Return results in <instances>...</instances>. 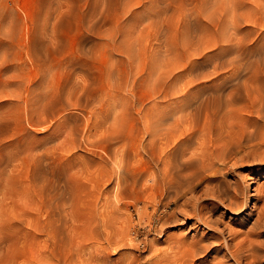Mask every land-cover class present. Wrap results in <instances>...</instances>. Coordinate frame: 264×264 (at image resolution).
Returning a JSON list of instances; mask_svg holds the SVG:
<instances>
[{"label":"rangeland","instance_id":"374dc122","mask_svg":"<svg viewBox=\"0 0 264 264\" xmlns=\"http://www.w3.org/2000/svg\"><path fill=\"white\" fill-rule=\"evenodd\" d=\"M208 1L211 2V4L208 3ZM212 1L0 0V56L4 55L3 53H5L6 57L9 56L8 58L11 59V61H8L9 63L6 64V69H3L0 76V87L4 88V90L0 88V93H2L0 98V113L6 114L9 110H11L12 107L15 106V98L14 100H11L13 98H8L5 94L6 92L14 91L23 94L25 81L28 78H32L33 75L36 76L37 72L41 71V73H38L36 77L34 76L36 79H33L34 83L37 82L38 79H42L41 81H44L45 78H47V81H51L53 78H57V76L59 77L61 75V70L64 72L63 68L65 66L62 67V65L69 61V59H71L70 62L81 59L80 61L83 63L80 61L74 62L76 63L75 66L78 65V63H81V67L85 66L84 68H86L88 66V68L86 70L84 68L79 69L80 65H78V67L76 66V70L78 71V69H83L87 76L84 71H78L77 74L75 67L73 71H71L73 72L72 74H74L71 77V81H74L73 83H77L79 81L77 78L81 76L82 77L79 78V83L84 81L85 76L91 80L92 93H95L94 105L97 104L96 106L99 108L93 106V104L91 105L99 110H96L95 108L96 116L94 113V122H91L93 121V116L91 117L88 113H86L92 108L91 105V108L88 107L90 108L87 109L88 111L86 110L84 113L82 112L83 117L79 115L80 112L77 110H71L72 114H77L76 116H80L77 118L82 117L81 120L79 119L80 122L82 120L84 121L85 119V122H81L82 125H84L82 132H84L83 130L85 128V131H87V133L89 132L87 136L92 137L91 140H97V138H99L98 136L105 134V132L107 134L108 131H106V129H109L111 117L116 118L117 121L115 125L116 128L118 127L117 129L119 130V134L122 138L119 137L120 140L118 139V141H116L115 149L120 153H123L122 151L125 153L129 152L128 154H130L131 151V155H128V157L131 156L129 159H134H131V161L127 158V161H123L122 158L117 157L118 159H116V164H112V166L110 164L111 167H114L115 171L117 170V172H115L116 179H114V177L113 180L112 178H110V180H106V178L102 180L100 183L101 187H99L100 189L98 192L100 193L101 191L102 194H104L102 195L104 197L100 196L101 193L99 194L97 192V194L100 196L98 199L99 204H97L94 203L97 201L93 200L96 198H93L91 195V197L86 196V199L84 197L85 194L81 193V191H85L87 195V190H85L86 188H83L86 184L87 185L85 187H92V184L88 183L86 180H93L95 177H99V173H101L100 177H102L105 175L107 170H110V166L106 164L108 167L107 168L105 167V164L104 166L101 164L102 166L100 165L98 167L96 166V162L93 163V165L89 161V158L85 159V156L92 158V156L89 155V153L87 154L86 151L89 148L87 145L85 146L84 144H79L81 142L75 143V140L77 139L75 135H72L69 132L67 133V130L65 131L63 128H57L55 120L54 122L50 121V123L49 121L41 120L39 123L32 124L35 126H30L28 122L23 120L18 130L20 131L21 127L24 129L25 133L23 135L26 137L22 141H17L16 139L10 138L9 129L6 127L1 128L0 239H4L10 245H16L17 242L21 241V239L28 240L38 235L37 230L34 228H32L33 230H30L28 227L19 228L16 226V223L19 222V219L23 214H26L30 220L38 222L51 218V214L49 216L47 211L40 212L41 204L39 200L41 199L34 193V189L37 186L45 185L47 183L53 185L56 190L57 195L55 196L54 204L59 205L60 210L61 207L66 209L71 217L68 224L71 232L70 234H72L74 238H79L82 240L81 244L83 246L81 245V247H83L84 250L80 248L82 252H80L81 250L79 252L80 255L83 254V251L85 254L82 256L78 255L82 260L75 259L80 264H86L84 263L85 261L83 258L86 260L87 264H89L87 261L88 257L91 259H89L91 264H151L159 261L158 258L162 254H165L166 251L168 252V242L170 244L175 239L183 237L189 238L196 233L206 234V231L202 232L203 227L199 225L197 219L194 216L200 209H211V202L209 201L194 203L196 202V198L200 196V193H202L201 188L196 192L194 196L195 200L193 197L191 202L188 201V199H190L189 197L188 199L182 198L180 200L182 202L189 203L187 208L188 212L185 214H183L180 209L178 210L175 208L179 206H176L175 204H170L169 206L170 199L168 197L165 196L166 198H163V179L161 178V176L163 177V145L161 144L163 143V108L167 107L172 109L183 103L181 102L182 97L180 96L181 90H179V87L182 89V81H178L181 86L176 85L178 83H174L172 81L167 83L166 81L171 77L169 76V78H167V76L166 80L163 78V74L168 75L166 72L168 71L170 73V71L174 70L173 68H175V72L172 71L171 76L172 74L175 75L176 73H183V79H185V77H189V75L192 74L195 76H211L210 73L212 72V62L210 59V54L205 55V53H209L210 50L205 49L203 51L204 54H202L205 55V58L203 59L202 56H193V54L188 55V58H186L184 55L193 53L194 51L192 50L195 48H200V44H204L202 45L204 49L208 44L211 43L212 40H210V38L211 36L213 37L214 32L212 31V28L211 31L209 28H203L205 24H202L206 21V17L213 16L214 9L215 11L219 10L216 8H218L220 5V1L223 3V0H216L218 3H216V1L215 3L219 4L216 7V4L212 3ZM226 1L227 0H225V3H223L225 5H222L221 3L223 8L220 5V9L222 8V10H224L226 8ZM205 5H208L209 10H207L208 8ZM211 5L212 7H210ZM201 8L204 10L206 8L205 12L202 10L204 13H200L199 10H201ZM211 8L213 9L211 10ZM194 9L195 11L198 9L199 13H196L200 14L199 17L195 11H192ZM219 12H221V10L215 12L213 17L219 19V17L222 15V13H220L221 15L216 14ZM222 12L225 13V10ZM207 13L209 14L208 16ZM224 13L222 18L226 16ZM202 14L205 15L202 16ZM222 18L219 19L220 22L222 21L219 23V29L221 30L220 33L225 28V26L221 28L222 23L224 25V22H226L223 20H227V17L224 19ZM200 22L203 28V34L200 31L202 29L200 27L201 25H199ZM204 27H206V25ZM204 29H209L210 33L207 31L209 35H207V33L204 35L206 32ZM202 35H207L209 37L206 36L207 38H203ZM186 37L189 39V41H191V43L189 41L187 42L188 44L184 43V40L187 41ZM200 38L201 41H199V43L198 40H200ZM193 41L194 44H197V46L193 44ZM204 41L209 43L207 44ZM179 44L181 48H178V50L176 48L179 46ZM185 44L188 45V47H192V49L186 47L187 50L191 52L187 53ZM32 49L34 53L32 52ZM35 49L38 50L37 53L35 52ZM182 49H185L184 53L187 54H184ZM44 50H47V52ZM41 52H44L45 54H43L46 56L42 55V57ZM177 53H179L180 56H177ZM172 54H174V56H172ZM182 54L183 56H181ZM47 56L48 58H45ZM173 57L175 58V61ZM177 57H180V61H178ZM183 57L185 59H181ZM36 58H41L40 61L43 59L45 60L44 63V60L42 61V65H45V67L48 68L47 70H49V68L50 70L52 68H59L60 70V67H62V69L60 71L57 69L56 71L55 69H52L49 72L52 74L51 79V75L48 74V71L46 68H44V66L40 65V61H37ZM49 58L51 62L54 63L53 65L49 63ZM53 59L55 62L58 60V62L55 63ZM186 60L187 62H193V65L195 64V67L192 66V69H190L191 73H184L183 68L177 69L179 63H176L178 66L175 64L176 66L169 71L172 61L174 63L183 62L180 65H185ZM84 62L86 63L85 65ZM48 63L50 64V67H47ZM37 64L38 66H36ZM55 64H58L57 66L59 67H55ZM39 65L44 68L43 71H47H44L45 74L42 72V70H40L42 68H38L40 67ZM19 66L20 68H18ZM172 66H174V64ZM53 71H55L57 74L53 73ZM42 73L44 76L47 73L50 77L49 79L51 80L48 79V76L44 77ZM81 73L85 76L81 75ZM220 73L222 74L224 71L222 72L221 70ZM53 75L55 76L53 77ZM21 76L23 79L25 78L23 83L24 86L23 84L19 83ZM75 78L78 80L77 82ZM87 78H85V82L87 81ZM57 79L55 82H57ZM4 82L6 85H4ZM85 82H82L83 85H86ZM170 83H174L175 86L173 84L171 85ZM171 86L174 88L178 86L176 89L179 90V92L176 89L175 90L179 95L174 93L176 92L174 91V88H172V91H174L173 94L171 93L170 89L168 88ZM206 86H209V83L206 84ZM164 90H167V92L170 91V95L168 92V98H163L162 92L165 93ZM157 91L159 92L158 94ZM36 93H39V90L36 91ZM172 100L174 102H172ZM172 105H174V107ZM88 116H90L89 121H87L88 119L86 120ZM107 118L110 120L109 122ZM87 122H90L89 126H91L88 127V129L86 127L88 126ZM81 123H76L79 124L77 126V130L79 129L80 132L82 128V125H80ZM95 123H98L99 128L102 125L103 130L96 127L97 125ZM107 123L110 124L108 125ZM94 125H96V131L99 129L98 131L101 130L103 132L100 131L101 134H96L98 131L95 133V129L93 128ZM80 132L78 131V133ZM95 135L98 136L95 137ZM71 137L74 138V142L72 141V144L70 142L72 139ZM123 138L125 140H123ZM89 140L90 139H86L87 143ZM147 142H149L148 145L150 147L146 144ZM150 143L152 145H150ZM76 144H79V148L81 146L82 147L78 149ZM85 147L86 149H84ZM147 147H149V150L146 149ZM144 148L147 150H145L146 152L143 150ZM132 150L135 153H133ZM90 152L95 154L98 153L97 155H102L105 157L102 152L96 150L95 148L90 149ZM132 153L135 154L134 157L132 156ZM35 157H42L41 160L43 161H35ZM119 159H121V161ZM85 161L89 162L90 165H85ZM128 161H130V163L127 166ZM60 164L62 165L59 166ZM126 166L127 168H133V172L135 169L137 170L135 173H133V178L136 179L131 178L132 174L129 172L124 173L125 171L119 169L126 168ZM134 167L136 168L134 169ZM99 171L105 172L103 173ZM243 173H245V171ZM91 175H93V179ZM84 177H88L89 179ZM234 177L235 174L228 173L226 179L233 180ZM124 178H126V184H123ZM116 180L120 181L123 186L120 187L121 184L118 183V181L116 182ZM81 181H83V184L85 185L82 186ZM127 183H129V188ZM114 185L116 186L117 190L115 189ZM251 185L253 186L250 187V193L253 194L252 190L254 189L255 184ZM258 185L260 190L264 189V176L259 179ZM126 186L130 190H128ZM78 187L80 190L78 189V192L74 191V194L72 193L73 197H70L69 192L64 190L71 188L73 192V189L77 190ZM118 188H121L122 190L125 189V191L129 192L127 193L123 191L125 193L124 194L122 192L124 196L122 194H117ZM112 189H115V192H112ZM134 189H136V191ZM137 189L142 191L139 192ZM143 189H145L147 192H144L143 195H145H141L140 197V193L143 192ZM23 190H26L25 193H23ZM119 193H121V190ZM136 193L137 195L139 194V197L135 196ZM113 195H118L119 198L116 196V200V197ZM111 196H113L112 199ZM23 197L25 198L21 199ZM100 199L103 200V203L100 202L102 201ZM110 199L113 202L109 201ZM105 201H107V206L104 203ZM108 201L112 203L109 204ZM180 201L177 204L180 205L182 203ZM254 203L255 200L251 199L247 203V207L244 208L240 213L230 214L224 212L220 218L218 217V224L230 230V235L232 234L231 238L228 235H226V238L228 241L232 240L233 244H237L238 242L240 243V241L242 242L245 240V238H247L248 233L246 234L245 232L248 231V223H250V221H252L255 216V209H251ZM256 203L257 206L260 205V202L257 201ZM23 204H25V206ZM163 204L168 205L163 208ZM103 206L106 209L103 210ZM195 208L197 212H195ZM114 210H116V212ZM221 212H223V210H218L213 216L215 217L216 214L220 215ZM99 215L101 217H99ZM163 223H165L164 228ZM85 226L87 228H85ZM91 234H93V237H91ZM26 235L27 237H25ZM88 237L93 239L89 241ZM38 238L41 239L40 236ZM169 255H171V253H169ZM221 259L222 258H220V256L217 257L216 255L211 254L202 257L196 261L195 264H233L230 257H227L226 260ZM76 261L75 263L78 264ZM81 261L83 262L81 263ZM261 261V264H264V259Z\"/></svg>","mask_w":264,"mask_h":264},{"label":"bare ground","instance_id":"6f19581e","mask_svg":"<svg viewBox=\"0 0 264 264\" xmlns=\"http://www.w3.org/2000/svg\"><path fill=\"white\" fill-rule=\"evenodd\" d=\"M215 1L216 0H213L212 3H215ZM220 2L222 3V1ZM204 3L207 4L206 2ZM208 3L211 4V2L209 1ZM216 3L218 2L216 1ZM223 3H225V0H223ZM223 3L222 5H225ZM218 5L219 4H216L215 7ZM220 5L216 9L221 10V12L216 13V14L222 13L223 15L224 12L222 11L225 10L224 15H226L225 17H227V20H223L226 22H224V25L222 23V26H221V28L225 26V28L223 29L224 32L222 31L220 33L221 30L219 29L220 28L219 23L222 22V21L220 22L219 19L222 18V15L220 14L221 16L220 17L218 16L219 19L213 17L215 12H218L219 10L215 11L214 9L213 10L214 14L211 13L213 14V16H208L209 12L207 11L208 17H206V21L204 23L202 21L203 23L202 25L205 24L206 27H204L205 26L204 25L203 28H209L210 31L212 28L214 35L213 37L211 36V38L213 39L210 38V40H212L211 43L208 44L209 42L207 43L206 41H204L208 44L207 45L205 43L207 47L205 46L206 48L203 49L202 45L204 44H200L201 47L199 45L198 46L201 48V50L200 48L198 49L195 48L194 50H192L194 52L191 54L188 53L191 51L187 50V48L192 49V47H188V45L185 44V48L187 47L186 50L188 54L184 53L185 49H182L183 53L187 54V55H184L186 58H188V55L193 54V56H196V55L200 57L202 56V59H203L205 58L206 54H210V59L212 62L211 63L212 72L210 73L211 76L210 77L208 75L195 76L192 74V75H189V77H185V79H183L184 78L183 73H176L175 75L172 74L171 76L172 71L175 70V68L173 67H175L178 63H179V66L177 65L178 66L177 69L183 68L184 73H188V72L191 73L190 69H192L191 67L194 66L195 64L193 65V62L191 61L187 62V60H186L185 65H180L184 62L183 60H181L183 62H175V63L172 61V65L174 64V66L171 65L170 69L167 66V68L169 69V71L172 70V68L174 70L170 71V73L167 71L166 74L168 73V75L163 74V78L166 80L167 78H169V76L171 77L170 79L166 81L167 83L171 81L174 83H178V81H182L183 83V84L181 83L182 89H180L181 87H179V90L182 91V93L180 91V94H181L180 96L182 97L181 102L183 103L181 105L179 104V106L172 108V109L167 108V107L163 108V136H162L163 143L161 144L163 145V163H162L163 172L161 171L163 174V177L161 176V178L163 179V185H162L163 193H164L163 198L168 197L170 199L169 206L170 204H175L176 206H179L175 208H177L178 210L180 209L181 212L185 214L188 212L187 208H188L189 203L182 202L180 200L182 198L188 199V197L190 198L188 199L189 202H191L193 198L195 200L194 196L196 192L198 191V189L201 188L202 193H200V196L196 198V202L194 203H197V202L201 203L202 201L203 202L209 201L211 202L210 203L211 209L209 210L207 208L200 209L198 210V213L195 214L194 216L197 219L199 225L203 227L202 232L206 231V234L196 233V234H193L189 238L183 237V238L175 239L170 244L168 242V248H167L168 252L166 251L165 254H162L158 258L159 261H156L151 264H195V262L201 259L202 257L211 255V254H214L217 257L220 256V258H222L223 260H226L227 257H230L233 264H261L262 263L261 260L264 259V189L260 190L259 185H258L259 179L264 176V0H227L226 8L224 10H222L223 8L222 5H221L222 8L221 9L219 8ZM205 6H207L208 8V5H205ZM210 7H212V5ZM213 8H211V10ZM202 10L204 9L201 8V10H199L200 13L202 12ZM207 10H209V8ZM192 11H195V9ZM196 12H198V9L195 11V13ZM198 13L196 14L199 17L200 14ZM203 15L205 14H202V16ZM199 25H201V22ZM202 25L200 26L201 28H202ZM203 28L200 30L202 34H203L202 32ZM209 29L207 30L204 29V31H206L204 35L206 33L207 35H209L208 34ZM204 35H202L203 38L209 37L207 35H206L207 37ZM195 38H198V37H195ZM184 41H185L184 43H187L189 39H187V41L186 40ZM199 41H201V38L200 40H198V42ZM189 42L191 43V41ZM193 44H194V41H193ZM194 45L197 46L196 43ZM179 46L176 49L178 48L180 49L181 46L180 47ZM33 49H32V52H33ZM205 49L206 50L208 49L210 51L209 53H205V55H203L204 54L203 51ZM37 51L38 50L35 49L36 53ZM45 52H47V50ZM43 53L44 52H41V56L45 54ZM3 54L5 56L2 54L1 55L3 57L0 56L1 57L0 58V76H1V72L3 71V69L4 68L6 69V66H7L6 64H8L11 61V59L8 58L9 57L8 55H7L8 57H6V54L5 53ZM176 55L178 56L179 53H177ZM172 56H174V54H172ZM181 56H183V54ZM45 58H48V56ZM36 59L37 61L38 60L40 61L41 58L39 59L36 58ZM181 59H185V58L183 57ZM70 60L71 59H69V61L66 60L67 62L64 61L66 62L65 64L62 63L63 60L62 62H60L63 64L62 67L64 66L65 67L63 68L64 72L63 70H61L62 67H60V70L62 71L61 72L62 76L58 74L61 76V77L59 76L61 79L57 76L59 80L57 78L52 79V74L49 73L52 69L54 70L55 68H52L51 70L49 68V70H47L48 68H46L45 65H42L45 62V60L43 61V63L42 61H40L41 64L40 63L39 64L44 66V68H46V70L48 71V74L51 75V79L53 81L49 79L50 77L47 73L44 76L45 72L47 71L44 70L45 71L44 72L43 71L44 68H42L40 65H39L40 67L38 68L39 69L42 68L40 70H42V72L44 73V74L42 73L43 76L44 77L48 76V79L51 81H47V78H45L44 81H41L42 79L41 80L38 79V81L34 83L33 79H35V77L38 75V73H41V71L37 72L36 76L33 75L32 78L30 79L28 78L26 81L24 80L25 78L23 79L21 76L20 77L21 80L20 82L18 80V82L20 84H23L25 81L24 83L25 86L23 84L24 92L23 94L22 93L20 94V92H14V91L5 93L8 98L9 97L13 98L11 100H14L15 98L16 102L14 101L15 106L12 107L11 110H9L6 114L0 113V129L4 127L8 128L10 138L16 139L17 141H22L26 137L23 135L25 133L24 129L21 127L20 131L18 130L23 120L25 122H28L30 126L32 124L39 123L41 120L49 121V123L50 121L54 122L55 120L57 128L59 127L63 128L65 129V131L67 130L66 131L67 133L69 132L72 135H75V137H77L76 139L77 141L75 140V143L81 142L79 144L81 145L84 144L85 146L86 145L88 146L89 149L87 148L88 150L86 151H87V154L89 153V155L92 156V158L85 156V159L89 158V161L92 164L96 162L97 163L96 166L98 167L101 164L103 166L104 164L105 165L108 164L109 166L111 164L112 166V164L114 165L116 164V159H118L117 157L122 158L123 161L124 160L127 161V158L129 159L131 157V156L128 157V155H131V151H130V154H128L129 152L125 153L124 151L121 150L123 153H120L116 151L115 149L116 141H118V139L120 140L119 137H121V135L119 134V130L117 129L118 127L116 128V125H115L117 121L116 118L111 117V122H110L111 124L109 123L110 124L109 129H106V131H108L107 134L105 132L106 136L103 133H102L103 135H99L101 130L100 131L98 130L102 129V125L99 128L98 123H95L97 126L94 125L93 128L94 129L96 127L99 128L97 129L98 132L95 129V133L97 132L96 134L99 135V136L95 135V137L96 136L99 137L97 138V140H91L92 137L87 136L89 132L87 133V131H85V128L83 130L84 132H82L84 125H82L81 122H85L84 118H83L84 121L83 120L81 122L79 121V119L81 120V118L83 117L82 112L84 113L87 109H90L92 107L93 109L91 108L89 111L87 110L88 112L86 113H88L91 117L95 113V116H96V110H99L97 109L99 107L96 106L97 104L94 105L95 93H92L91 80L86 77L87 74L83 69L79 70L85 67V66L81 67L80 65L81 63H83L80 61L81 59L77 60L78 62L79 61L81 62L80 64L78 63V65H80L79 66L80 68L78 69V71H81V72L84 71V73L86 74L85 76L84 74L81 73V75H84L85 78H87L86 82L84 78V81H81V83L85 82L86 85H83V83L82 84L79 83L80 81L79 78H81L82 76L77 78L79 81L75 78L76 82L78 81L77 83H73L74 81L73 82L71 81V77L72 75H74L72 74L73 72L71 71H73V69L76 66L78 67V65L75 66L76 63H74L77 61L70 62ZM174 61H175V58H174ZM178 61H180V57L178 58ZM56 62H58V60ZM49 63H51V65L54 64L51 62V60ZM49 63L47 67H50ZM85 64L86 63L84 62V65ZM57 65L58 64H55V67ZM36 66H38V64ZM77 67L75 68V70L77 69ZM18 68H20V66ZM87 68L88 66L84 69L86 70ZM57 70L60 71L59 68ZM221 70L222 72L224 71V73L221 74L220 73ZM55 71H53V73L57 74ZM78 71L76 70V73ZM54 76L55 75H53V77ZM56 79H57V82H55ZM164 83H163V86H164ZM174 83H170V84L174 85ZM208 83H209V86H206V84ZM4 85H6L5 82H4ZM176 85H180V84L178 83ZM168 88L173 94V92L177 90L176 88H178V86H176V88H174L173 86L168 87ZM172 88H174V91H172L173 90ZM1 89L4 90L3 87ZM38 90H39V93H36V91ZM167 90L166 91L164 90L165 93L162 92L163 98H166V97L168 98V92L170 95V91L167 92ZM179 90L177 91L179 92ZM177 91L174 93L179 95ZM158 93L159 92L157 91V94ZM1 95L2 93H0V98H1ZM173 100L172 102H174ZM91 104H93V106H96L97 108L93 107ZM172 106L174 107V105ZM71 110L79 111L80 112L79 115L82 117L77 118L80 116H76L77 114L73 115ZM90 116L86 118V120L88 119L87 121H89ZM94 118L95 117L93 116V121L91 120L90 121L94 122ZM109 119H108V122L110 121ZM106 120H105V123H106ZM78 122L81 123L80 125H82V128L80 127L81 132L79 129L77 130V126L79 124H76V123ZM89 123L87 122V125H88L86 126L87 129L88 127H91L89 126ZM32 126H35V125H32ZM78 131L81 134L78 133ZM73 139L74 138L70 140L71 144H72ZM86 139H90L88 143ZM123 140L125 139L123 138ZM146 144L148 145L149 142H147ZM150 145L152 144L150 143ZM149 147H147L146 149H148ZM80 148L78 146V149ZM93 148L102 152L105 155V157H103L102 155H97L98 153L95 154V153L90 152V149H93ZM84 149H86V147ZM146 149L144 148L143 150L145 151ZM133 153L135 152L133 151ZM133 153H132V156L134 157L135 154ZM93 157L96 159H94ZM41 158L42 157H35L34 160L41 162L43 161L41 160ZM119 160L121 161V159ZM85 162H86L84 163L85 165L89 164V162L87 161ZM129 163L130 161L127 162V166ZM61 165L62 164H60L59 166ZM111 166L109 168L110 170L109 171L107 170L105 175H103L102 177H100L101 173H99V177H95L94 179L92 177L93 175H91L93 180L89 179L88 177L87 178L89 180H86L87 178L84 177L86 178L85 180L88 183L92 184V187L91 186H90L91 188L85 187L87 185L85 180L84 182L86 185L83 184L84 183L83 181H81L82 186L85 185L83 189L86 188L85 190H87L86 191L87 195H86L85 191L81 188L84 191V192L81 191V193L85 194V196L83 194L81 195H83L85 198L86 196L91 197L92 195L93 198H96L93 200L97 201L94 203L99 204L98 202L99 197L104 195L102 194L101 191H100L101 194L98 192V190L100 189L99 187H101L100 183L105 178L106 180H110V178H112L113 180V178L115 177V172H117V170L115 171L114 167H111ZM105 167H107V165ZM126 168H119V169H121L122 171H125L124 173L129 172L130 174H132L131 178H133L134 177L133 173L137 171L135 169L136 167H134L135 169L134 172H133V168L129 167L130 169L127 168L128 170ZM244 171L245 173H243ZM99 172H103V171H99ZM228 173L235 174V177L233 180L226 179ZM114 179H116V177ZM125 179L126 178L123 179L124 182L121 180L123 184H126ZM133 179H136V178H133ZM117 181L118 180H116V182ZM118 183H120V181H118ZM120 184H121L120 187H122L123 186L122 183ZM251 184H255V187L252 190L253 194L250 193V187L253 186ZM128 185L129 183H127V186ZM89 188L91 189V191ZM78 189L79 187L77 188V190L73 189V192L71 188L64 189V190L65 191L67 190L69 192L70 197H73L74 191L78 192ZM115 189L117 190L116 186H115ZM115 189H112L111 191L115 192ZM120 190H121V193H119ZM134 190L136 191V189ZM137 190H139V192L142 191V190L140 191V189H137ZM25 191L26 190H23V193H25ZM123 191H125V189L122 190L121 188H118L117 194H122L124 196L125 193ZM97 192L100 194V196L99 194H97ZM125 192L128 193L129 191H125ZM144 192H147V191L143 189V192L140 193V197L141 195H143ZM34 193L36 196H38L41 199L39 200L41 204L40 212L47 211L49 216L51 214V218L46 219L45 221L38 222V221L30 220L26 214H23L21 218L19 219V222L16 223V226L19 228L28 227L30 228V230H33L32 228H34L35 230H37L38 235L28 240L21 239V241L17 242L16 245H10L7 241L1 238L0 239V264H76L75 261L77 259L79 260L80 256L85 254L83 251V254L80 255V252H82L81 249L84 250V248L81 247L82 240L79 238L76 239L72 236V234H70L71 232H70L68 224H69L71 217L69 213L67 212V210L64 209L63 207H61V210H60L59 205L54 204L55 196L57 195L54 186L51 185L50 183L37 186L34 189ZM113 196H111V199L113 198ZM116 196L118 197V195ZM135 196L139 197V194L137 195L136 193ZM117 197L115 198L116 200H117ZM24 198L25 197L21 199H24ZM111 199L109 201H112ZM251 199L255 200V203L252 205V208H251L252 210L255 209V216L253 220L250 221V223H248L249 224V226L247 227L248 231L245 232L246 234L248 233L247 234L248 236L242 242L240 241V243L238 242L237 244H233L232 240L228 241V239L226 238V235H228L231 238L232 234L230 235V230L218 224V217L220 218L224 212H227L230 214L240 213L244 208L247 207V203ZM109 201H108L109 204L113 202V201L112 202H109ZM179 201L182 202L180 205L177 204ZM257 201L260 202V205L258 206L256 203ZM100 202L103 203V200ZM104 203L107 206V201H105ZM23 205L25 206V204ZM166 205L163 204V208L166 207ZM104 206H103V210L106 209L104 208ZM218 210H221V211L223 210V212H221L220 215L216 214V216L214 217L213 216L214 213H217ZM114 211L116 212V210ZM195 212H197L196 208H195ZM99 217L101 216L99 215ZM106 219H107V216H106ZM116 221H117V218H116ZM164 226H165V223H163V228ZM87 227L85 226V228ZM160 234H161V231H160ZM92 235L93 234H91V237H93ZM39 236L41 237V239L38 238ZM25 237H27V235ZM92 239L89 238V241H91ZM169 253H171V255H169ZM87 259H88L87 260L88 263L91 264L90 263L91 261L89 262L90 258L88 257ZM83 260L85 261L84 263L87 264L84 258ZM76 262L80 264L78 261ZM82 262L83 261H81V263Z\"/></svg>","mask_w":264,"mask_h":264}]
</instances>
